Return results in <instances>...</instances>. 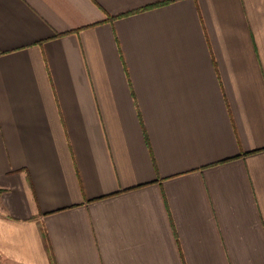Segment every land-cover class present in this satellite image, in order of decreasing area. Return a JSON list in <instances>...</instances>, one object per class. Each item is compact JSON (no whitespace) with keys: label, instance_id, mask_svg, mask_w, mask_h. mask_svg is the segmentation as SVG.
<instances>
[{"label":"crops","instance_id":"1","mask_svg":"<svg viewBox=\"0 0 264 264\" xmlns=\"http://www.w3.org/2000/svg\"><path fill=\"white\" fill-rule=\"evenodd\" d=\"M0 264H264V0H0Z\"/></svg>","mask_w":264,"mask_h":264},{"label":"trees","instance_id":"2","mask_svg":"<svg viewBox=\"0 0 264 264\" xmlns=\"http://www.w3.org/2000/svg\"><path fill=\"white\" fill-rule=\"evenodd\" d=\"M160 4H163V2L153 3V4H151V5H147V6L143 7V9H144V8L153 7V6H158V5H160ZM111 18H113V16H112Z\"/></svg>","mask_w":264,"mask_h":264}]
</instances>
